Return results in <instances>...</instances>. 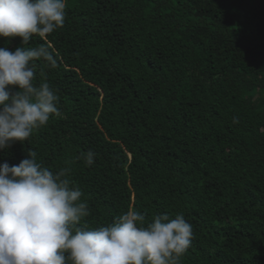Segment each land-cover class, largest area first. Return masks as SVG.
I'll return each mask as SVG.
<instances>
[{
    "label": "trees",
    "instance_id": "trees-1",
    "mask_svg": "<svg viewBox=\"0 0 264 264\" xmlns=\"http://www.w3.org/2000/svg\"><path fill=\"white\" fill-rule=\"evenodd\" d=\"M42 44L58 66L36 61L35 83L61 116L0 165L32 149L69 168L91 227L129 207L146 222L182 213L194 237L181 264H264V0H68L64 27L29 46Z\"/></svg>",
    "mask_w": 264,
    "mask_h": 264
},
{
    "label": "clouds",
    "instance_id": "clouds-1",
    "mask_svg": "<svg viewBox=\"0 0 264 264\" xmlns=\"http://www.w3.org/2000/svg\"><path fill=\"white\" fill-rule=\"evenodd\" d=\"M68 0H0V38L19 37L23 47H0V151L30 142L34 131L61 116L60 97L45 80L37 85L35 62L58 66L47 41L65 24ZM92 151L81 153L87 166ZM53 173L29 150L18 165H0V264H181L192 245L193 226L182 213L150 222L129 207L107 226L84 223L90 215L83 192Z\"/></svg>",
    "mask_w": 264,
    "mask_h": 264
}]
</instances>
